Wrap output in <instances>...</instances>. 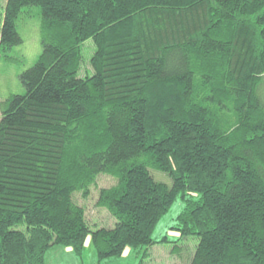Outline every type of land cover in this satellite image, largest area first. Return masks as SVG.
Masks as SVG:
<instances>
[{
  "label": "trees",
  "instance_id": "16d2710c",
  "mask_svg": "<svg viewBox=\"0 0 264 264\" xmlns=\"http://www.w3.org/2000/svg\"><path fill=\"white\" fill-rule=\"evenodd\" d=\"M29 6L43 51L1 105L0 264L152 247L178 199L190 264H264V0H7L1 51ZM101 175L113 225L93 230L76 195Z\"/></svg>",
  "mask_w": 264,
  "mask_h": 264
},
{
  "label": "rangeland",
  "instance_id": "374dc122",
  "mask_svg": "<svg viewBox=\"0 0 264 264\" xmlns=\"http://www.w3.org/2000/svg\"><path fill=\"white\" fill-rule=\"evenodd\" d=\"M6 4L7 0H0V32ZM41 22L40 7L23 8L17 22L22 42L6 52L0 49V116L1 105L5 100L12 95L25 93L21 75L37 62L43 51ZM92 43V40L85 43L87 58L93 54ZM87 70L90 71L88 60L82 66L81 75H84ZM155 175L159 180L169 181L163 174L155 173ZM115 183L116 180L112 177L101 175L87 199H84L80 194L76 195V200L86 208L87 218L93 230L113 225L108 212L98 208L96 202L99 189L112 186ZM183 205V201L178 199L159 221L153 233V239L158 243L152 247H142L138 250L127 248L123 257L104 259L99 263L91 238L88 237L83 256L85 261L76 256L71 248L55 246L46 254V264H190L199 239L196 236L182 238L179 231L174 228ZM165 237L169 242H161Z\"/></svg>",
  "mask_w": 264,
  "mask_h": 264
},
{
  "label": "crops",
  "instance_id": "0c3cea01",
  "mask_svg": "<svg viewBox=\"0 0 264 264\" xmlns=\"http://www.w3.org/2000/svg\"><path fill=\"white\" fill-rule=\"evenodd\" d=\"M83 261H85L84 259H82Z\"/></svg>",
  "mask_w": 264,
  "mask_h": 264
}]
</instances>
